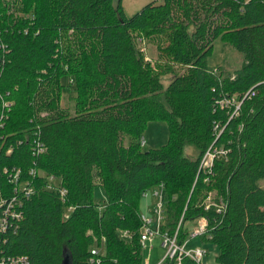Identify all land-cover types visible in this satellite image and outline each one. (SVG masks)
Segmentation results:
<instances>
[{"label": "trees", "instance_id": "1", "mask_svg": "<svg viewBox=\"0 0 264 264\" xmlns=\"http://www.w3.org/2000/svg\"><path fill=\"white\" fill-rule=\"evenodd\" d=\"M136 37L156 47L155 61ZM217 38L243 56L234 73L206 67ZM71 86L72 112L61 104ZM245 93L238 115L218 107ZM0 97L10 103L0 190L12 187L4 166L21 169L34 189L17 229L0 236L5 256L89 264L96 249L100 264H144L151 241L141 246L139 203L156 190L160 234L177 230L183 243L186 222L203 218L198 238L217 247L214 264H264V0H154L131 16L121 0H0ZM159 121L167 143L141 150L146 123ZM208 148L225 151L211 175L199 166Z\"/></svg>", "mask_w": 264, "mask_h": 264}, {"label": "built area", "instance_id": "2", "mask_svg": "<svg viewBox=\"0 0 264 264\" xmlns=\"http://www.w3.org/2000/svg\"><path fill=\"white\" fill-rule=\"evenodd\" d=\"M217 72L213 71L212 73ZM248 96V94H244L242 99H238L235 96H228L222 98L220 101H217L218 107L220 109L228 110L230 113L229 117L238 115L239 107L241 105V101ZM254 94L251 93V96ZM1 100V111H0V129L3 128L5 120L7 116L5 111L7 107H9L10 103L4 101L0 97ZM228 117V118H229ZM3 137L0 134V138ZM11 149L9 148L7 152ZM225 151H222L220 148H208L204 151L202 158L199 160L200 170L203 172L202 174L211 175L213 169V161L219 155H224ZM1 173V172H0ZM2 174L6 177V183L12 185L10 187V192L4 193L0 190V236L9 231H15L18 226V221L21 220L23 214L22 211L18 208L22 205L23 201L28 199L31 194L34 192L33 185L30 180L27 178H23L22 171L19 168L13 167L12 169H8L7 167L2 168ZM30 174L34 175L35 170L30 169ZM206 179V178H205ZM64 189H61V194H64ZM149 194L157 199V202L152 203L151 208H147L146 214H141L139 219L141 221V231H140V239L142 244H149L150 241L154 240V237H159L162 240V248L165 247V255L161 261L156 264H167L165 262V258H173L177 255L176 264H179L180 257H187L189 259H193L195 263L200 264L201 258L206 255V251L201 248H191V250H185L184 245L178 244L175 236L176 232L170 237L166 233H159L160 220H162V215L164 213L163 203L160 192L156 190H150ZM142 197L146 198V194H141ZM213 195L209 193L206 200L204 201V208H208L213 205ZM219 209V208H218ZM151 213L152 215H149ZM198 223L197 228H191L190 233L188 234L191 238L193 235H202L205 232V228L207 227V222L203 218H198L195 220ZM179 227V226H178ZM177 227V229H178ZM177 231V230H176ZM129 232L123 231L124 236H128ZM143 245V246H144ZM91 253L93 254L89 260V264H100V257L97 256V250L92 249ZM0 264H30V261L26 255H13V256H5L3 252L0 250ZM214 264V263H211Z\"/></svg>", "mask_w": 264, "mask_h": 264}, {"label": "rangeland", "instance_id": "3", "mask_svg": "<svg viewBox=\"0 0 264 264\" xmlns=\"http://www.w3.org/2000/svg\"><path fill=\"white\" fill-rule=\"evenodd\" d=\"M154 0H121L122 8L124 10V13L126 16L135 15L143 5H147L148 3L152 2ZM161 2L162 0H157ZM117 0H114V4H116ZM136 42L138 44V48L143 54L146 56V59L148 61H155L156 59V50L155 46L152 43L146 42L144 39L140 40L139 37H136ZM243 56L241 53H238L235 49L231 47L229 44H224L220 39H215L212 49L210 52V55L208 56L207 60L205 61L206 67L209 69V71H217L218 73H222V75H227V73H234L235 70H237L240 66L241 60ZM172 74L163 75L160 76V82L162 83L163 87L165 88L169 83L171 79ZM66 82V80H64ZM75 92L73 89V86L71 87H65L62 93V99L61 104L65 106L66 108L69 107L70 112L73 111V101H74ZM167 126L163 123V121L159 122H147L145 125L144 131L141 133L140 136V142L141 145L140 148L143 151H146V149H154L159 148L160 145H165L168 141L167 139ZM126 141L128 142L129 139L126 138ZM183 153L185 157H195V153L193 151V148L191 145L185 146L183 149ZM263 184V183H262ZM261 184V185H262ZM211 195L214 197V193L210 192ZM145 195V193H144ZM142 197V196H141ZM106 198V194L104 190L101 187H96L94 190V200L95 201H102ZM143 200L139 203V211L140 214H146L147 208L149 206L150 199L152 196L149 194L146 198L142 197ZM157 202V199L155 201H152V203ZM149 215H152L149 213ZM161 222V220H160ZM159 222V223H160ZM180 222V221H179ZM178 223V226H180V223ZM177 226V227H178ZM185 226L191 230V228H197L198 223L194 220H191L190 222H186ZM179 228V227H178ZM176 230L174 231V233ZM200 235H194L189 238L188 240H185L183 243H179L181 245H184L185 250H191V248H201L204 251H206V255L201 258L200 264H211L213 263L214 257L218 255L217 247L213 244H211L209 241H205V243H201L200 239L198 238ZM176 240L178 238L175 236ZM161 239V238H160ZM162 243V240H161ZM142 244V241H141ZM142 244L141 246H143ZM162 246V245H161ZM164 252L165 247L163 246ZM142 253H144V264L146 263V260L150 258V262L152 263L157 258V252H153L148 256L147 249H143ZM166 253V252H165ZM164 253V255H165ZM163 255V258H164ZM177 258V255L175 257ZM166 259V258H165ZM162 258L159 260L161 261ZM158 261V262H159ZM157 262V263H158ZM166 262V261H165Z\"/></svg>", "mask_w": 264, "mask_h": 264}, {"label": "crops", "instance_id": "4", "mask_svg": "<svg viewBox=\"0 0 264 264\" xmlns=\"http://www.w3.org/2000/svg\"><path fill=\"white\" fill-rule=\"evenodd\" d=\"M161 244L162 243H161L160 239L157 238V239L152 240L150 242V244L148 245V247L145 248V249H147L148 256L150 254H152V251L153 252H157V254L159 253L157 255V258L152 262L153 264H156L161 258H163V255H164V252L163 251H164V249H162ZM146 263L147 264H152L150 262V258L146 260Z\"/></svg>", "mask_w": 264, "mask_h": 264}, {"label": "water", "instance_id": "5", "mask_svg": "<svg viewBox=\"0 0 264 264\" xmlns=\"http://www.w3.org/2000/svg\"><path fill=\"white\" fill-rule=\"evenodd\" d=\"M64 264H69V262H68V259H67V258H65V259H64Z\"/></svg>", "mask_w": 264, "mask_h": 264}]
</instances>
